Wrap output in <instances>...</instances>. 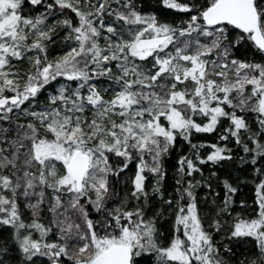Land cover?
<instances>
[{"label": "snow or ice", "instance_id": "6c2138e0", "mask_svg": "<svg viewBox=\"0 0 264 264\" xmlns=\"http://www.w3.org/2000/svg\"><path fill=\"white\" fill-rule=\"evenodd\" d=\"M0 264H264V0H0Z\"/></svg>", "mask_w": 264, "mask_h": 264}, {"label": "trees", "instance_id": "16d2710c", "mask_svg": "<svg viewBox=\"0 0 264 264\" xmlns=\"http://www.w3.org/2000/svg\"><path fill=\"white\" fill-rule=\"evenodd\" d=\"M171 175H172L171 172H169V180L171 179Z\"/></svg>", "mask_w": 264, "mask_h": 264}]
</instances>
